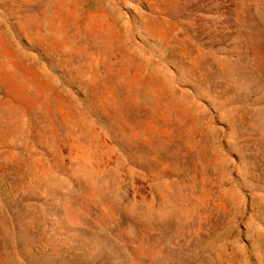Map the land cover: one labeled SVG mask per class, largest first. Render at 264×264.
<instances>
[{"label":"rangeland","instance_id":"rangeland-1","mask_svg":"<svg viewBox=\"0 0 264 264\" xmlns=\"http://www.w3.org/2000/svg\"><path fill=\"white\" fill-rule=\"evenodd\" d=\"M0 264H264V0H0Z\"/></svg>","mask_w":264,"mask_h":264}]
</instances>
